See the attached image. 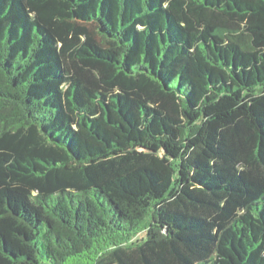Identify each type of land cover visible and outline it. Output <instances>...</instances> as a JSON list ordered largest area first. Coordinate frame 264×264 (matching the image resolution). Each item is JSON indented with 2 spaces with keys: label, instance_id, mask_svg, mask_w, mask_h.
I'll list each match as a JSON object with an SVG mask.
<instances>
[{
  "label": "trees",
  "instance_id": "obj_1",
  "mask_svg": "<svg viewBox=\"0 0 264 264\" xmlns=\"http://www.w3.org/2000/svg\"><path fill=\"white\" fill-rule=\"evenodd\" d=\"M0 264H264V0H0Z\"/></svg>",
  "mask_w": 264,
  "mask_h": 264
},
{
  "label": "rangeland",
  "instance_id": "obj_2",
  "mask_svg": "<svg viewBox=\"0 0 264 264\" xmlns=\"http://www.w3.org/2000/svg\"><path fill=\"white\" fill-rule=\"evenodd\" d=\"M168 152L169 154L172 156L173 159L176 160H182L185 157V150L183 151L182 149H169L168 148ZM129 153H140V154H154L157 155L160 153L159 149L157 148H152V149H147V148H140L137 147L136 149L130 150ZM182 172V171H181ZM175 188H176V184H175ZM174 191V187L170 189V194H172Z\"/></svg>",
  "mask_w": 264,
  "mask_h": 264
}]
</instances>
